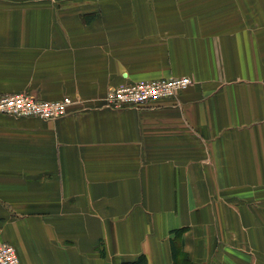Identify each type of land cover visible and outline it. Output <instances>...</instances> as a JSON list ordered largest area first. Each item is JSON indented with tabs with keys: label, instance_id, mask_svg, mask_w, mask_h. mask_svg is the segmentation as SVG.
Masks as SVG:
<instances>
[{
	"label": "crops",
	"instance_id": "crops-1",
	"mask_svg": "<svg viewBox=\"0 0 264 264\" xmlns=\"http://www.w3.org/2000/svg\"><path fill=\"white\" fill-rule=\"evenodd\" d=\"M185 76L175 98L104 106ZM15 94L82 103L0 113V243L19 264H173L172 245L264 264V0H0V96Z\"/></svg>",
	"mask_w": 264,
	"mask_h": 264
},
{
	"label": "built area",
	"instance_id": "built-area-1",
	"mask_svg": "<svg viewBox=\"0 0 264 264\" xmlns=\"http://www.w3.org/2000/svg\"><path fill=\"white\" fill-rule=\"evenodd\" d=\"M191 83L192 79L186 76L136 82L109 91L104 98V106L115 110L123 107L144 108L175 98ZM76 104L82 103L67 96L56 101H45L26 94H15L0 97V113L14 117L56 120L67 115L69 109ZM0 264H19L12 245L0 243Z\"/></svg>",
	"mask_w": 264,
	"mask_h": 264
},
{
	"label": "trees",
	"instance_id": "trees-1",
	"mask_svg": "<svg viewBox=\"0 0 264 264\" xmlns=\"http://www.w3.org/2000/svg\"><path fill=\"white\" fill-rule=\"evenodd\" d=\"M174 232L175 234L178 233V231H174ZM171 255H172L173 264H177L178 250L173 245L171 246ZM122 264H148V262L144 255H140L136 259L132 261L123 262Z\"/></svg>",
	"mask_w": 264,
	"mask_h": 264
},
{
	"label": "rangeland",
	"instance_id": "rangeland-1",
	"mask_svg": "<svg viewBox=\"0 0 264 264\" xmlns=\"http://www.w3.org/2000/svg\"><path fill=\"white\" fill-rule=\"evenodd\" d=\"M8 96H11V95H8ZM0 97H2V96H0ZM32 97V96H31ZM34 98V97H33ZM36 99V98H35ZM38 100H40V99H38ZM45 101H47V100H45ZM180 234V233H179ZM178 236H176V240H175V243H176V247L179 249V251L181 250V247H180V245L178 244ZM188 257V256H187ZM185 258L184 256H182V255H178V257H177V264H190V263H188V258ZM185 258V259H184Z\"/></svg>",
	"mask_w": 264,
	"mask_h": 264
}]
</instances>
